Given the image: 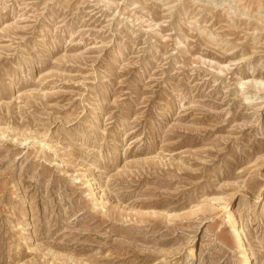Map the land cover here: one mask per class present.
Instances as JSON below:
<instances>
[{
  "label": "rangeland",
  "instance_id": "rangeland-1",
  "mask_svg": "<svg viewBox=\"0 0 264 264\" xmlns=\"http://www.w3.org/2000/svg\"><path fill=\"white\" fill-rule=\"evenodd\" d=\"M0 264H264V0H0Z\"/></svg>",
  "mask_w": 264,
  "mask_h": 264
},
{
  "label": "bare ground",
  "instance_id": "bare-ground-1",
  "mask_svg": "<svg viewBox=\"0 0 264 264\" xmlns=\"http://www.w3.org/2000/svg\"><path fill=\"white\" fill-rule=\"evenodd\" d=\"M238 232V231H237ZM239 236V235H238Z\"/></svg>",
  "mask_w": 264,
  "mask_h": 264
}]
</instances>
